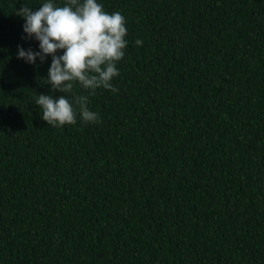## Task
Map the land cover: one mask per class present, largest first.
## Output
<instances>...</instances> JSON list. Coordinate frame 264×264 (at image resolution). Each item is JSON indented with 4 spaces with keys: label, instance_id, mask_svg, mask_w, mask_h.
I'll use <instances>...</instances> for the list:
<instances>
[{
    "label": "trees",
    "instance_id": "16d2710c",
    "mask_svg": "<svg viewBox=\"0 0 264 264\" xmlns=\"http://www.w3.org/2000/svg\"><path fill=\"white\" fill-rule=\"evenodd\" d=\"M100 2L118 91L55 127L51 58L16 55L40 0H0V264H264V0Z\"/></svg>",
    "mask_w": 264,
    "mask_h": 264
},
{
    "label": "clouds",
    "instance_id": "9594fccd",
    "mask_svg": "<svg viewBox=\"0 0 264 264\" xmlns=\"http://www.w3.org/2000/svg\"><path fill=\"white\" fill-rule=\"evenodd\" d=\"M15 14L23 19L22 39L38 42L36 50L18 45L17 58L36 65L50 57L46 81L53 92L62 93L37 94L41 119L55 127L75 123L78 106L81 122H98L88 98L101 88L118 91L112 80L128 45L124 16L105 11L100 0H40L38 7L23 3ZM74 84L87 95L73 94Z\"/></svg>",
    "mask_w": 264,
    "mask_h": 264
}]
</instances>
